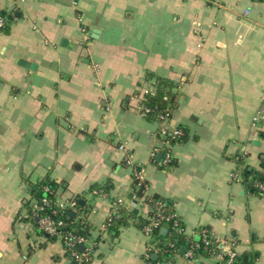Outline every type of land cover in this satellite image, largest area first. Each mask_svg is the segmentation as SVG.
I'll use <instances>...</instances> for the list:
<instances>
[{
    "label": "crops",
    "instance_id": "crops-1",
    "mask_svg": "<svg viewBox=\"0 0 264 264\" xmlns=\"http://www.w3.org/2000/svg\"><path fill=\"white\" fill-rule=\"evenodd\" d=\"M0 14V264H73L32 211V187L48 177L56 199L85 201L87 222L75 220L98 241L88 264H144L153 239L137 218L100 231L114 199L135 197L122 145L187 233L208 226L264 264V196L231 179L242 152L244 168L264 171V123L253 122L264 111V0H0ZM158 77L177 93L163 121L139 109ZM162 127L190 138L166 145ZM167 151L174 164L161 165Z\"/></svg>",
    "mask_w": 264,
    "mask_h": 264
},
{
    "label": "built area",
    "instance_id": "built-area-1",
    "mask_svg": "<svg viewBox=\"0 0 264 264\" xmlns=\"http://www.w3.org/2000/svg\"><path fill=\"white\" fill-rule=\"evenodd\" d=\"M248 12V11H247ZM7 23V20L0 15V28H3ZM151 91H145V94L140 98L139 109L143 111L145 114L150 112V108L145 105L147 100L146 94ZM168 117L163 115L161 116V120L163 121ZM253 122L255 125H259L264 123V111L258 112L253 117ZM160 135L162 140L167 145L170 143L169 136L175 137L182 133V129L180 127L174 129H168L167 127H162L160 129ZM121 150L125 151V163L129 167L133 169L134 176L140 178L141 180H145L141 171H138L136 165L133 163L132 155L130 152L126 150L124 145L120 146ZM159 149H155L153 151V158L156 156ZM248 155L246 152H242L237 157L238 159V167L231 173V179L233 181L239 182L241 184L249 185L253 188L254 191L264 192V181H259L254 177H249L247 181L244 180L243 177V163L246 161ZM172 160V155L169 151L162 155L159 160L161 165H167ZM48 190V189H47ZM251 191V190H250ZM252 192V191H251ZM106 196V194H101ZM134 200H129L126 197H119L114 199L111 203V210L107 220L101 225L100 231L107 232L110 229L112 221L114 218H119L122 213L120 211L121 206H128L133 204L139 210L142 206L147 208L145 213V218H147L148 223L143 225L142 230L145 235L152 240V233L155 228L165 229V223L171 222L170 230L176 231L178 233L186 234L190 238L199 236L201 238V243L203 244V248L206 250V255L195 254V248H199L201 246L200 242L193 243L190 248L183 254L177 252L175 254V262L172 264H205V261H212L213 264H243L242 262L235 261V258L240 255V253L236 249V241L233 237H221L216 235L210 227L204 226L198 227L192 233H187L186 228L183 224L182 218L177 214V212L173 213H165L163 207H165V203L159 202L155 206H151L144 202L142 198H137L136 196ZM79 200L77 198H71L67 201H61L56 199L55 205L56 208L47 212V207L53 206V202L50 198H42L38 201H35L32 205V211L38 218V228L39 230L50 236V237H59L63 240L65 246L70 251L73 264H87L89 263L96 251L98 241L97 238L92 236L91 234H78L75 231H65L64 227L67 226L66 220L63 218V212L66 209L77 214V218L81 219L83 222H87V210H84L85 207H80ZM159 248L155 246L154 242H152L151 247L148 248L147 253L144 256L143 262L144 264H155L150 259L152 253L156 256L159 252ZM183 262V263H181ZM156 264H167L165 259H161Z\"/></svg>",
    "mask_w": 264,
    "mask_h": 264
},
{
    "label": "trees",
    "instance_id": "trees-1",
    "mask_svg": "<svg viewBox=\"0 0 264 264\" xmlns=\"http://www.w3.org/2000/svg\"><path fill=\"white\" fill-rule=\"evenodd\" d=\"M2 15L5 19L4 14ZM175 84L173 81L169 79H165L162 77H158L156 81V90L154 92H149L146 94L147 100L145 102V105L149 107L151 110L146 115L150 120H156L160 121L161 116L165 115L167 117H170L172 115V111L177 107L176 97L177 93L173 91ZM182 133L172 137L169 136L171 139V142H179L184 143L187 142L190 138V132L189 129L186 127H181ZM163 154L162 152H160ZM157 156V155H156ZM156 156L153 158V161H155ZM174 164V160H171L167 165ZM264 166V161H263ZM254 177L258 179L259 181H264V171H252L248 170L246 168H243V177L244 180L247 181L249 177ZM60 183L56 182L55 180L51 178H46L43 181L34 184L32 187V193L34 194L35 198L42 199V198H50L53 202V206L47 207L46 211L49 212L52 209L56 208L55 202H56V194H57V188L59 187ZM133 186L135 188V196L137 198H142L145 203L155 206L157 203L162 202L165 203V213H173L176 212L172 204L163 196L158 194H149L148 193V181L141 180L140 178L134 176V182ZM111 187V181H107L106 183L97 184L94 186L96 191V194H106L109 192V189ZM248 188L253 192V188L248 185ZM48 189V190H47ZM255 194L263 195L264 192L261 191H254ZM79 201H81L82 196L77 195L76 197ZM80 203V202H79ZM80 207H85V205L79 204ZM120 211L122 215L119 218H114L112 221V224L110 226V232L113 235H116L118 233V227L121 225L127 224L128 220L132 217L137 218V225L142 228L143 225L148 223L149 220L147 218L140 216V212L138 214H134L132 211L128 209V206L124 205L120 207ZM69 209H66L63 212V218L67 222V226L64 227L63 230L65 231H75L78 234H86L84 231L79 230V227L81 226L82 222L76 221V214L73 213V215L69 214ZM165 229L166 233L162 232V227L155 228L153 231V242L156 247H158L160 250L156 257L152 253L150 259L153 263H158L161 259H165L167 261V264H172L175 261V254L177 252L183 254L185 253L190 246L193 243L200 242L201 238L199 236H196L193 238H190L186 234L178 233L176 231H171L170 226L171 222L165 223ZM208 227V226H207ZM203 228V227H202ZM196 256L200 254L206 255V250L203 248V244L201 243V246L199 248H195L194 250ZM155 257V258H154ZM257 259V256L252 253H240L239 256L235 258V261L242 262L243 264H255V261ZM88 264V263H87Z\"/></svg>",
    "mask_w": 264,
    "mask_h": 264
},
{
    "label": "water",
    "instance_id": "water-1",
    "mask_svg": "<svg viewBox=\"0 0 264 264\" xmlns=\"http://www.w3.org/2000/svg\"><path fill=\"white\" fill-rule=\"evenodd\" d=\"M21 62V64H23V65H26V66H29L28 65V63H25L24 61H20ZM31 66H33V65H31ZM34 67V66H33ZM234 149V151H235V149H236V147H234L233 148ZM161 153L158 155V157H157V159H160L161 158ZM138 171H141V167L139 166L138 167ZM132 198H133V195L132 194H129L128 195V199H130V200H132ZM81 204L83 205V204H85V201H81ZM128 209L130 210V211H132L134 214H138L139 213V209L138 208H136L133 204H130L129 206H128ZM70 215H73V213L70 211V213H69ZM162 232H164V233H166V229H162ZM156 257V256H155ZM154 257V258H155Z\"/></svg>",
    "mask_w": 264,
    "mask_h": 264
},
{
    "label": "rangeland",
    "instance_id": "rangeland-1",
    "mask_svg": "<svg viewBox=\"0 0 264 264\" xmlns=\"http://www.w3.org/2000/svg\"><path fill=\"white\" fill-rule=\"evenodd\" d=\"M200 227H204V226H200ZM153 238V237H152Z\"/></svg>",
    "mask_w": 264,
    "mask_h": 264
}]
</instances>
